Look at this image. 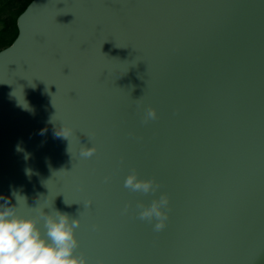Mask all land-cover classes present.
<instances>
[{"label":"water","instance_id":"obj_1","mask_svg":"<svg viewBox=\"0 0 264 264\" xmlns=\"http://www.w3.org/2000/svg\"><path fill=\"white\" fill-rule=\"evenodd\" d=\"M16 28L0 196L26 197L18 215L78 218L88 264H264V0H31ZM133 169L157 191L125 187ZM161 193L157 231L136 205Z\"/></svg>","mask_w":264,"mask_h":264},{"label":"clouds","instance_id":"obj_2","mask_svg":"<svg viewBox=\"0 0 264 264\" xmlns=\"http://www.w3.org/2000/svg\"><path fill=\"white\" fill-rule=\"evenodd\" d=\"M11 95L15 96L13 92ZM17 103L22 108L32 111L27 101L20 103L17 100ZM155 116V109L151 107L146 109L145 120L155 118ZM54 134L69 139L73 134V129L61 124L59 128L54 129ZM16 150L24 153L25 160L30 156V153L20 144L16 145ZM95 151L94 146H82L80 155L91 156ZM25 173L30 176L32 170L26 168ZM124 186L143 193H155L159 188V184L153 179L140 178L134 169L126 175ZM19 196H22L26 202V197L15 189L12 190L11 197L0 196L2 200L0 202V264H88L83 254H74V250L78 247L75 236V229L80 224L78 218L59 210H55L54 214L45 212L44 208L37 209L38 215H18L16 203ZM12 197L16 200L15 204L11 202ZM65 203L71 204L72 202L65 200ZM168 204V195L161 193L159 198L152 199L149 204L137 202L136 207L139 209V217L149 221L154 220L153 227L159 231L165 227L168 219L166 211ZM41 218L44 233L38 226Z\"/></svg>","mask_w":264,"mask_h":264},{"label":"trees","instance_id":"obj_3","mask_svg":"<svg viewBox=\"0 0 264 264\" xmlns=\"http://www.w3.org/2000/svg\"><path fill=\"white\" fill-rule=\"evenodd\" d=\"M14 0H0V50L12 43L17 35V16L26 8L31 0H20L21 5L17 11L8 7Z\"/></svg>","mask_w":264,"mask_h":264},{"label":"rangeland","instance_id":"obj_4","mask_svg":"<svg viewBox=\"0 0 264 264\" xmlns=\"http://www.w3.org/2000/svg\"><path fill=\"white\" fill-rule=\"evenodd\" d=\"M21 1L20 0H14L11 5L8 7L11 11H17V9L20 7Z\"/></svg>","mask_w":264,"mask_h":264}]
</instances>
